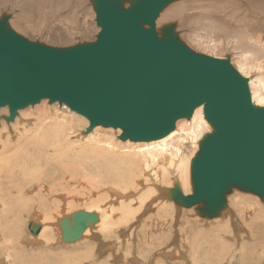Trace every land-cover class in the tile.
<instances>
[{"label":"water","instance_id":"95a60500","mask_svg":"<svg viewBox=\"0 0 264 264\" xmlns=\"http://www.w3.org/2000/svg\"><path fill=\"white\" fill-rule=\"evenodd\" d=\"M178 0H92L100 32L68 47L32 41L0 17V107L10 122L44 99L66 104L96 126L121 128L134 142L165 137L180 119L203 106L212 130L191 162L192 193L178 183L169 197L197 206L203 218L220 216L239 189L264 201V105L252 99L249 78L231 62L191 49L172 22L157 28L161 12ZM126 4H128L126 6ZM80 210L64 217V242H75L99 222ZM28 229L38 235L41 225Z\"/></svg>","mask_w":264,"mask_h":264},{"label":"bare ground","instance_id":"6f19581e","mask_svg":"<svg viewBox=\"0 0 264 264\" xmlns=\"http://www.w3.org/2000/svg\"><path fill=\"white\" fill-rule=\"evenodd\" d=\"M6 1L7 3L13 2L3 0L2 3ZM34 2L26 0V3L33 4ZM219 2L225 3L226 1L219 0ZM35 4L38 5L36 2ZM238 4L244 9V16L241 17L242 19L237 20L238 24L233 25L226 18H220L214 14L208 25L211 34L217 32L219 33L218 37L214 38L213 35L208 34L201 35V32L196 34L195 37L199 42L198 44L202 43V45L212 49L229 47L236 50L235 67L249 78L253 101L258 105H264V40L260 36H254L253 32L258 27L256 19H259V16L264 18V0H240ZM162 12L157 21L159 26L162 20L173 19L182 14L180 8L177 7L169 13L164 11L165 14H162ZM12 26L14 27V25ZM100 30L99 27V32ZM215 36L217 35L215 34ZM220 56L222 57V55ZM41 102H48V99ZM50 106L49 109L42 108L41 111L39 110L40 112L38 111L37 118L33 123L31 121L25 123L22 120L23 113L25 110H29L31 106L19 110L15 119L10 122L3 118V116L9 115L8 106L0 107V116L3 118L0 119V264H54L51 261L60 263L61 258L65 257H59L63 250L60 254L59 251H55L57 250V244L73 243L75 245V243L80 244L90 238L93 243L86 241L87 246L95 249L97 244L94 242L100 238V235L103 236V241L100 240L102 245L105 243V245H115L116 241L120 240L122 235L127 232H124L125 228L128 230L129 224L138 217L142 222H148L151 219V225L158 228V231H170V223H164L165 219H160V215L157 218L156 214L160 211L165 212L171 203L173 204L170 206L173 207L177 203L169 196L163 195L164 193L160 196L158 194L159 192H168L170 195V189L176 183L179 184L184 194L192 193L191 162L200 149V141L203 136L212 130L211 124L205 118L203 106L198 107L190 119L178 120L176 128L165 137L147 142H134L130 139L122 140L119 138L123 132L121 128L104 127L102 125L96 126L90 133H84L89 125V120L86 117L72 111L66 104L54 102ZM76 120L80 124L73 126L72 123ZM21 124L22 126H20ZM51 166L57 170L66 169V179L58 183L59 181L56 182V175V178H50L47 169ZM65 172L63 171V173ZM64 185L73 186L79 196L72 194L75 196L66 198L61 191V187H64ZM135 190L139 194L131 198L130 196ZM231 194L232 192L227 195L228 206L226 205L225 208L231 209L233 207L235 209L231 211L233 218L230 216V209L228 212L225 210L227 217L224 219H220L221 216L212 219L204 218L207 224H212V227L207 230L204 228L203 231L216 234L221 241L225 240L222 234L223 229H226L223 226L230 229L231 219H234L235 222L239 221V223L244 222L253 228L256 226L254 220L259 215H264L258 195L245 192L239 193V195H235L236 198H233L234 196ZM167 197L170 198L169 202L165 200ZM116 198L121 201L120 204H117ZM129 198L131 199L129 200ZM54 199H57V201ZM134 202L137 203L134 204ZM35 203L37 205L32 214L30 213V216L28 214L26 221H22L25 217H21L22 219L19 217L27 213L28 207L34 206ZM80 203L86 204L80 206ZM156 203L158 208H155L156 212L153 213L154 216L151 218L146 209L147 207L149 209L154 207ZM77 204L79 207L84 208L80 209L78 207L79 210L76 211L69 209L71 205L75 207ZM254 204H258L259 211L253 209ZM195 208L197 206L190 207L193 210ZM66 209H69V211ZM63 210H66V212ZM80 210L97 213L100 217L99 222L88 227L81 239L75 242H64L60 222L64 217L70 218L71 214ZM31 221L41 225L38 235H33L28 229ZM186 232L184 231V234ZM236 232L240 233V231ZM231 238L233 239V237ZM33 242L41 243L42 247L39 250L43 252L40 253L41 255L33 256L26 251L29 250L26 247L33 245ZM227 243L228 241L224 242V245L228 247L223 246V248H228L231 251L232 247ZM97 246L99 247V245ZM100 247L102 248L101 245ZM68 250V252L77 251L74 248L73 251L72 249ZM239 250L240 257L245 260L249 252L245 251L243 244ZM30 251L32 252V250ZM173 252L170 253L172 257L176 255ZM166 255L169 254L166 253ZM33 257L36 260L30 261L31 258L33 260ZM233 257L235 256L232 252L230 258ZM86 258L83 255L79 258H70V261L73 260L74 262L68 261L65 264H81ZM50 259L51 261H49ZM100 261H97L96 264H100ZM198 264L201 263L198 262Z\"/></svg>","mask_w":264,"mask_h":264},{"label":"rangeland","instance_id":"374dc122","mask_svg":"<svg viewBox=\"0 0 264 264\" xmlns=\"http://www.w3.org/2000/svg\"><path fill=\"white\" fill-rule=\"evenodd\" d=\"M2 1L3 0L0 1V17L2 16L3 13H8V14L10 13L11 14L10 24H11V26L14 25V27L12 26V28L13 29L15 28L18 33L24 35L25 37H27L28 39H30L32 41H40L42 43H45V44H48L51 46H56V47H68V46H72V45L82 43V42L94 41L96 39L97 34L99 33V27L96 24V13L94 11V6L92 3V0H51V1L50 0H40V1L29 0V1H35L36 3H38V5H36L35 2L33 4L26 3V0H11L13 2H10V3H7V1L2 3ZM225 1H226L225 3L219 2V0H185V1L184 0H178V1H175L168 6L169 8L167 7L168 10L165 9L164 11L166 13H169L173 9H176V7H177V8H180V12H182V14L176 18H173V19L162 20L160 23V26L157 24L158 25L157 28L159 30L160 27H162L166 24L176 22L177 23V31L179 32L180 38L191 49H193L194 51L199 52V53L208 54V55H212V56H216V57L219 55L218 57H220V58L230 57L231 62L234 65V63H235L234 59L237 55L236 50H234L233 48L230 49L229 47H226L224 49L223 48L221 49L220 47H219V49H217V48L212 49V48L206 47L205 45H202V43H200L201 45L198 44L199 42H198L197 38L195 37V35L199 34L200 32H201L200 33L201 35L202 34L203 35L208 34L211 36L213 35L214 38L218 37L219 33H217V32H213V34H211L212 32H211L209 25H208L211 22V18L214 14H216L220 18H226V20L229 21V23L231 22L233 25L238 24L237 20L242 19L241 17L244 16L243 15L244 9L238 4L240 0H225ZM57 2H59V3H57ZM4 3H5V5H4ZM233 5H235L238 8H236L235 6L233 7ZM212 6L214 7V9ZM74 10L77 12H75ZM164 11L162 12V14H165ZM256 12H259V11H256ZM227 14H229V15H227ZM233 14H235V15H233ZM234 16L236 18H232ZM229 18H230V20H229ZM256 22H257L258 27L256 29H254V31H253L255 34L254 36H257V37L260 36V37H262L261 39L264 40V18L263 17L260 18V16H259V19L257 18ZM15 24H17L19 26L15 25ZM15 26H17V27H15ZM18 27H20V28L18 29ZM206 29H208V31H206ZM215 34L217 36H215ZM220 55H222V57ZM234 67H235V65H234ZM42 108H47V109L51 108L50 103L49 102H40L34 106H31V108L29 110H25V112L22 115L23 122L25 121V123H28L31 121L33 123L35 121V119L37 118L38 111L39 110L41 111ZM23 116H26V117H23ZM1 117L2 116H0V119H3ZM25 123H22V124L24 125ZM22 124L20 126H22ZM79 124H80V122H78L77 120H76V122L72 123L73 126H77ZM80 128H81V126H80ZM119 138H120V136H119ZM41 167L44 168L43 165H41ZM51 168H52V166H51ZM51 168L49 167L47 169L48 170V176L50 178H56L57 177V180L56 179L55 180H56V182L59 181L58 183H61L60 181H64L66 179V176H67L66 175L67 172H65L66 169L57 170L56 168H54V169L53 168L51 169ZM63 171L65 173H63ZM57 172L59 173V175ZM49 174H51V175H49ZM52 174H54V175H52ZM55 175H56V177H55ZM61 175H63L64 177ZM60 177H62L61 178L62 180L60 179ZM69 186L70 185H67V186L64 185L65 188L63 186L61 187V191L63 192L64 196H66V198H70L72 196H75L72 194L77 193V190H75V188L73 186L72 187H69ZM63 188L65 189V191ZM134 193H135V195H134ZM239 193H245V192L242 190L236 189V190L232 191L231 195L234 196L233 198H236L235 195L237 196V195H239ZM138 194L139 193L136 192V190H135L134 192H132V196H130V197L134 198L136 195L138 196ZM160 194L169 196L168 192L167 193L166 192H162V193L159 192L158 195L160 196ZM250 194H253V193H250ZM76 195L79 196L78 194H76ZM85 196L87 197L88 195H85ZM131 198H129V200ZM258 198L261 201L260 202L261 207H262L261 210L263 212L264 211V201L259 196H258ZM54 200L57 201V199H54ZM116 200H117V198H116ZM165 200H167L169 202L170 198L167 197ZM83 203H80L79 205L81 206V204L82 205L86 204V203L85 204H83ZM120 203H121V201L117 200V204H120ZM136 203L137 202H134V204H136ZM171 204H173V203H171ZM36 205H37V203H35L34 206L31 205V207H28V212L24 214L25 216L22 215L19 218L22 219L25 217L24 219H22V221L23 220L26 221V219L28 218L27 217L28 214H29V216H30V213L32 214ZM79 205L77 204V205H75V207H74V205H71L70 207H72V208L69 207V209H74L75 211L79 210L78 209ZM170 205H168V207ZM168 207L166 208L167 211L165 210V212L164 211L158 212L156 214V217L158 218V216L160 215L161 216V217L159 216L160 219H165L164 223H166V224L170 223L169 224V227L171 226L169 228L170 231H158L157 230L158 228L151 225L152 224L151 219H149L148 222H142V221H140V217H138L137 219H135L133 221L134 224H132L133 222L131 224H129L128 230H127V228H125L124 232L125 231H127V232H125V235H122L120 240L116 241L115 245H113V244L105 245L106 243L104 245H102L101 241H103V236H101V235H100V238L96 239L94 242L95 244L99 245V247L96 245L95 249H93L90 246H87L86 241L93 243V241L90 238H88L86 241H83L80 244L75 243V245L73 243L60 244V245L57 244L56 245L57 250H55V251L56 252L59 251L58 253L60 254V252L63 250L64 254L61 252L59 257L60 256L65 257V258H61L62 259V260L60 259L61 261L59 260L60 263L65 264L68 261H70V258L71 259L72 258L73 259L79 258L83 255V256H86L87 258H86V260L84 259L81 264H91L92 261H93L92 264H96V262L99 260H101L100 264H104V263L105 264L106 263L107 264H198V262L201 264H233V263L234 264H264V215L263 216L259 215V217L254 220V225H256L255 226L256 228L255 227L252 228V227H249V225H247L244 222L239 223V221L235 222L234 219H231V217H232L231 211L235 210L233 207L231 209L227 207L223 210L222 213L224 215L221 213L223 216L220 214V216L222 217L220 219L226 218L227 217L226 213L230 209V216H231L230 217V219H231L230 227L231 228L229 229V227L223 226V228H225L226 230L223 229V234H222L223 239H225L223 241L224 242L228 241L227 244L228 245L230 244L232 247V249L230 251L228 248L227 249L223 248V246L224 247H228V246L224 245V242L221 241V239L216 234L208 233V231H205L209 227L211 228L212 224L206 223V220L203 217H201V215H199L197 208H195L193 210L190 208H185L183 206L179 207L178 204L174 205V207L170 206L171 208L170 207L168 208ZM79 208L83 209L84 207H79ZM155 208H158L157 203L154 207H151L150 209H149V207H147V209H146V210H148L147 214L151 218H153V216L156 212ZM172 208H173V210H172ZM69 209L68 210L66 209V210L69 211ZM153 209H155V210H153ZM253 209H256L257 211L260 210V208L258 207V204H254ZM66 210H63V211L66 212ZM189 211H191V212H189ZM159 213H161L162 215ZM250 214H252V212H250ZM149 221H151V222L149 223ZM238 223H239V225H238ZM142 224H143V226H142ZM140 225H141V227H140ZM213 225H215V224H213ZM150 227H151V229H150ZM204 228H205V230L203 231ZM258 228H260V229H258ZM142 231H144V232H142ZM184 231H187L186 234H184ZM236 231H240V233L236 232ZM131 232H133V233H131ZM19 235H21V234L19 233ZM129 235L132 237H130ZM202 236H205V237H202ZM234 236H235V238H234ZM176 237H178V238H176ZM231 237H233V239ZM154 238L157 240H155ZM226 239H228V240H226ZM122 241H124V242H122ZM155 241H157L156 242L157 244L155 243ZM260 242H262V243H260ZM33 243H34L33 245L31 244L28 247H26V249H29V250H26V249L25 250L28 252V254H31L33 256L41 255L43 253V252L39 251L40 248L42 247L41 243L40 242H33ZM83 243H85L86 245H84ZM242 244L245 247V251L247 253L248 252L250 253V254L248 253L245 260H243L240 257V250L239 249L242 247ZM100 245L102 246V248L100 247ZM121 245H123V246H121ZM43 246L45 247V245H43ZM73 248H74V250H77L76 251L77 253L76 252H68L69 251L68 249H72V251H73ZM99 248H101L102 250ZM30 250H32V252ZM92 250H93V252L91 253ZM3 251H5V250H3ZM229 251H230V253H229ZM172 252L174 254H176L174 257H172L170 254ZM232 252L234 253L235 257L230 258V257H232ZM124 253H126V255H124ZM166 253H168L169 255L167 256ZM70 254H72L71 255L72 257L70 256ZM91 254H93V255H91ZM118 255H120V256H118ZM135 259H137V260L135 261ZM246 259H247V261H246ZM35 260L33 257V260L31 258L30 261H35ZM49 261H51V259ZM72 261L73 260H71L70 262H72ZM112 261H113V263H111ZM88 262H90V263H88ZM51 263L57 264L58 262H55V261L52 262L51 261ZM60 263H58V264H60Z\"/></svg>","mask_w":264,"mask_h":264}]
</instances>
